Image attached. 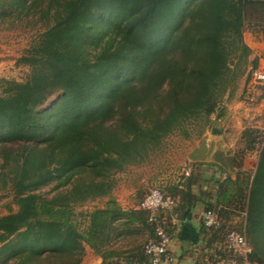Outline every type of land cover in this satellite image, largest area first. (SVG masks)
Returning <instances> with one entry per match:
<instances>
[{
  "label": "trees",
  "instance_id": "trees-1",
  "mask_svg": "<svg viewBox=\"0 0 264 264\" xmlns=\"http://www.w3.org/2000/svg\"><path fill=\"white\" fill-rule=\"evenodd\" d=\"M1 21L39 25L22 58L28 78L0 79V180L18 206L0 218V242L9 241L2 253L23 264H81L87 242L101 264H147L154 236L139 208L145 197L130 210L111 197L87 214L84 232L73 207L109 197L113 174L143 163L168 137L189 138L196 125L199 138L213 116L224 117L259 67L245 33L264 35V0H0ZM244 137L251 146L257 138L250 129ZM56 180L52 197L40 193ZM159 190L178 201L175 215L200 206L221 218L217 228L202 222L203 264L231 259V231L244 232L249 261L264 264V137L252 173L204 182L192 173ZM235 214L244 228L231 225ZM139 228L149 232L144 242L110 249Z\"/></svg>",
  "mask_w": 264,
  "mask_h": 264
},
{
  "label": "rangeland",
  "instance_id": "rangeland-1",
  "mask_svg": "<svg viewBox=\"0 0 264 264\" xmlns=\"http://www.w3.org/2000/svg\"><path fill=\"white\" fill-rule=\"evenodd\" d=\"M38 26L22 21L0 22V79L22 83L28 78L31 68L22 62V58L27 55L39 33ZM245 41L253 50L250 62L258 59L259 69L264 71V35H258L255 30L249 29L245 33ZM1 91L0 83V93ZM224 107L226 111L224 117L216 120V116H213L212 127L207 129L203 136L198 138L195 125L189 130V138L184 135L168 137L163 146L151 153L143 163L129 166L125 171L113 174L115 187L109 197L89 200L83 205L73 207L71 218L78 230L81 232L87 230L90 220L87 214L105 207L111 197L115 198L124 210H130L135 209L150 190L161 188L167 191L183 181V177L192 173L199 175L202 182L212 175L213 179H216V172L220 171V167L215 163L197 164L200 165L197 167L189 160V154L203 138H207L210 142L216 141L231 158L232 171H225L221 177L223 180L228 176L236 178L239 172L252 173L256 169L264 137V85L252 79L246 86V77H244L236 95L231 100H227ZM214 127L220 129L221 134H213ZM248 129L257 137L252 146L249 144L250 140L244 137ZM1 165L2 158H0V172ZM56 184L57 180L43 186L40 193L52 197ZM10 207L15 211L18 209L12 191L5 188L1 179L0 218L8 215ZM230 222L234 229L240 228V225L244 228L246 225L245 216L239 214L233 215ZM148 235L146 229L139 228L134 234L114 240L110 244V249H122L125 246L128 248L129 244L144 242ZM11 239H15V236ZM8 243L9 241L0 242V264H23V261L15 260L14 256L7 257L2 253ZM83 246L85 252L81 264L103 262L100 253L90 244L83 242Z\"/></svg>",
  "mask_w": 264,
  "mask_h": 264
},
{
  "label": "built area",
  "instance_id": "built-area-1",
  "mask_svg": "<svg viewBox=\"0 0 264 264\" xmlns=\"http://www.w3.org/2000/svg\"><path fill=\"white\" fill-rule=\"evenodd\" d=\"M259 67L253 72L252 79L264 85V71ZM177 207L178 201L159 189L151 190L141 201L139 208L149 212V223L153 226L154 236L144 247V253L150 258L147 264H177V258L171 249L173 234L170 231ZM202 222L205 227L217 228L221 218L215 212H204ZM225 244L231 259L214 264H256L248 259L251 247L244 232L231 231Z\"/></svg>",
  "mask_w": 264,
  "mask_h": 264
},
{
  "label": "crops",
  "instance_id": "crops-1",
  "mask_svg": "<svg viewBox=\"0 0 264 264\" xmlns=\"http://www.w3.org/2000/svg\"><path fill=\"white\" fill-rule=\"evenodd\" d=\"M192 163L199 167L201 164L210 162ZM216 165L220 167V171L216 172L218 178L222 177L225 171L228 172L220 165ZM222 169L224 170V172L222 171ZM203 213L204 212L202 207L197 206L194 208V210L190 212V214H186L184 217H180L178 214L175 215V219L170 226V231H172L171 233L173 234V242L171 245V249L177 258V264H203L199 261L200 254L198 253L200 252L203 246Z\"/></svg>",
  "mask_w": 264,
  "mask_h": 264
},
{
  "label": "water",
  "instance_id": "water-1",
  "mask_svg": "<svg viewBox=\"0 0 264 264\" xmlns=\"http://www.w3.org/2000/svg\"><path fill=\"white\" fill-rule=\"evenodd\" d=\"M224 150L215 141L210 142L207 138H203L191 151L189 160L191 162H213L231 172V158L225 154Z\"/></svg>",
  "mask_w": 264,
  "mask_h": 264
}]
</instances>
